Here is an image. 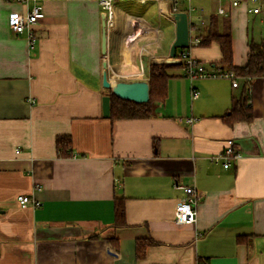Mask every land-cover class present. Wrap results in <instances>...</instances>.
Masks as SVG:
<instances>
[{
	"label": "crops",
	"instance_id": "obj_1",
	"mask_svg": "<svg viewBox=\"0 0 264 264\" xmlns=\"http://www.w3.org/2000/svg\"><path fill=\"white\" fill-rule=\"evenodd\" d=\"M137 2L139 9L115 5L104 55L98 0H0V264H199L206 258L264 264V78L252 82L251 122L223 119L242 97L244 80L236 89L230 79L189 80L180 73L170 77L167 99L150 118H106L102 107L109 95L103 63L108 80L137 74L140 48L158 38L162 47L150 54L166 58L158 55L168 38L164 20L172 34L169 55L174 5L193 9L192 38L203 36L213 16L220 29L230 22L238 67L247 63L250 41L264 39V13L250 14V5L241 4L222 16L227 0ZM37 5L45 16L33 25L30 48L27 33L12 31L9 19ZM191 54L226 70L216 42ZM142 60L148 74L150 55ZM59 136L71 139L66 155ZM229 139L242 157L226 169L211 158ZM181 186L203 193L194 225L175 221L185 197ZM19 195L41 206L22 209ZM117 200L124 203L123 223L116 219ZM148 240L138 256V242Z\"/></svg>",
	"mask_w": 264,
	"mask_h": 264
},
{
	"label": "built area",
	"instance_id": "obj_2",
	"mask_svg": "<svg viewBox=\"0 0 264 264\" xmlns=\"http://www.w3.org/2000/svg\"><path fill=\"white\" fill-rule=\"evenodd\" d=\"M3 1H13L19 3H28L31 1H40V0H3ZM99 4L102 8V16L106 20V27L107 31H111L116 27V8L115 2L117 0H98ZM127 1H139L140 3H146L148 0H127ZM155 1H162V0H155ZM174 3L179 1H187L190 2L192 0H172ZM228 5L219 8V14L222 16H227L231 9L239 7L241 4H249L250 7L247 9L248 13L253 15H259L264 13V0H227ZM177 12H186L189 15V23L192 17V8H188L186 11H181L177 6L174 5L172 11L169 14L170 19L174 20V14ZM44 11L42 6H34L32 10L24 16H11L9 19V27L12 31L17 34L27 33L29 39L30 48L34 47V32H33V25L37 23L40 19L44 18ZM204 23V20L201 21ZM191 25V23H190ZM157 31V28H156ZM191 31V28H190ZM158 33L161 34V31L158 30ZM201 38L195 37L192 38L190 35L189 45L184 51L181 53H177L174 58H171L170 55L166 56V58L160 57L157 58L154 53H151L153 50L161 49V38L154 39L153 42L149 41L148 43L144 44L140 48L139 52V69L138 73L140 74H133V75H112L110 78L111 83H117L118 81L125 79V78H136V80H146L149 81V73H146L145 64L142 60L143 54L150 55V64H167L166 60H170L172 65H179L183 67L184 74L190 80H200V79H230L232 80L233 88L239 89L241 88V80H244L241 77H237L233 70H221L218 67L208 68V66L199 60L198 58L194 57L191 54L193 48L198 47L200 45ZM153 48L150 49L149 46L153 45ZM149 64V65H150ZM114 79V81H113ZM199 93L196 89H193L192 97L194 99L198 98ZM194 119L187 120L188 123H193ZM241 154L236 149V144L233 139L227 140V144L225 149L213 156L211 159L214 162H223L224 168L228 169L231 167L232 162L238 161L241 159ZM178 186V185H177ZM185 192V197L181 199V201L177 204L175 210V221L178 224H188L194 225L198 221V209L200 201L202 200L203 193H201L196 187L193 186H181ZM17 204L22 209L32 208L36 209L41 206V202L37 200L33 196L28 195H19L17 197Z\"/></svg>",
	"mask_w": 264,
	"mask_h": 264
},
{
	"label": "trees",
	"instance_id": "obj_3",
	"mask_svg": "<svg viewBox=\"0 0 264 264\" xmlns=\"http://www.w3.org/2000/svg\"><path fill=\"white\" fill-rule=\"evenodd\" d=\"M181 10V9H180ZM187 10V9H186ZM185 10V11H186ZM216 42L219 45L222 55V66L226 70H233L237 77L244 79L242 97L239 100H233L230 112L223 116L224 121L228 125L235 122L245 121L251 122L254 119L251 104L249 102V94L252 82L258 78H264V39L260 42L250 41L249 51L247 55V63L243 67L233 66V50L231 25L228 21H223L222 29L219 27L217 17H211L209 25L206 28L199 46L206 47ZM184 49H178L177 53H181ZM183 69L179 65L172 64H152L149 69V86L150 99L147 103H136L129 100L121 99L115 96L110 90L111 96V118L112 119H145L154 115L156 106L165 102L168 96V80L171 77V69ZM57 146L60 153L66 155L71 150L70 137H58ZM116 219L119 223H123L125 219V207L121 200L116 201ZM244 240V236H240L238 241ZM150 240L138 242V256L145 254L146 248L151 245ZM143 248V249H142ZM142 249V251H141ZM199 264H210L209 259H200Z\"/></svg>",
	"mask_w": 264,
	"mask_h": 264
},
{
	"label": "water",
	"instance_id": "obj_4",
	"mask_svg": "<svg viewBox=\"0 0 264 264\" xmlns=\"http://www.w3.org/2000/svg\"><path fill=\"white\" fill-rule=\"evenodd\" d=\"M103 19V35H102V52L105 55L107 53V27L106 20ZM174 21L176 24V36L175 40L170 48L169 55L174 58L178 49H186L190 40V23L189 15L186 12H177L174 14ZM167 64H171L170 60H166ZM103 77L102 86L110 90L115 96L133 101L136 103H147L150 99V86L146 80H138L133 82L119 81L117 83H111L108 80V64L105 61L103 63ZM103 115L109 118L111 115V96L105 95L102 98Z\"/></svg>",
	"mask_w": 264,
	"mask_h": 264
},
{
	"label": "rangeland",
	"instance_id": "obj_5",
	"mask_svg": "<svg viewBox=\"0 0 264 264\" xmlns=\"http://www.w3.org/2000/svg\"><path fill=\"white\" fill-rule=\"evenodd\" d=\"M136 2L137 1H124V0H122V1H116L115 2V5L128 4V7H130L131 9H139L140 8V5L136 4ZM137 3H139V2H137ZM163 26H164L163 29L165 30L168 38H167V42L165 43L164 50L160 51L158 53V55L166 57L168 55L167 54V51H168V40L170 39V37L172 36V34H171V30L169 29L170 28V25H169V23L166 20L163 21ZM138 38H140L139 34L137 36V39ZM119 62H120V60H119ZM182 71H183V69L182 70L181 69H178L177 70L176 68H174V69H171L170 70V74H171V76H175L174 74L180 73L181 74V75H179L180 77H186L185 75H183ZM179 76L176 75L177 78H179ZM186 78H188V77H186ZM120 81L133 82V81H138V80H136V78L134 77V78H125V79H122ZM105 90L108 91L107 89H105Z\"/></svg>",
	"mask_w": 264,
	"mask_h": 264
}]
</instances>
